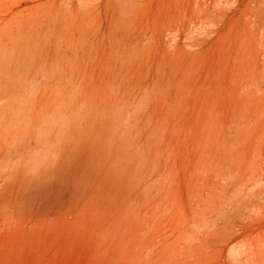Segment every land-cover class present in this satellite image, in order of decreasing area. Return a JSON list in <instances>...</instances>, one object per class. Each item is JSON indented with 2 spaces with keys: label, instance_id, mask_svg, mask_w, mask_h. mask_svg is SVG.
Masks as SVG:
<instances>
[{
  "label": "rangeland",
  "instance_id": "374dc122",
  "mask_svg": "<svg viewBox=\"0 0 264 264\" xmlns=\"http://www.w3.org/2000/svg\"><path fill=\"white\" fill-rule=\"evenodd\" d=\"M0 264H264V0H0Z\"/></svg>",
  "mask_w": 264,
  "mask_h": 264
},
{
  "label": "clouds",
  "instance_id": "9594fccd",
  "mask_svg": "<svg viewBox=\"0 0 264 264\" xmlns=\"http://www.w3.org/2000/svg\"><path fill=\"white\" fill-rule=\"evenodd\" d=\"M45 161L41 158H37V160L35 161V168L34 170H38L39 166L42 165Z\"/></svg>",
  "mask_w": 264,
  "mask_h": 264
},
{
  "label": "bare ground",
  "instance_id": "6f19581e",
  "mask_svg": "<svg viewBox=\"0 0 264 264\" xmlns=\"http://www.w3.org/2000/svg\"><path fill=\"white\" fill-rule=\"evenodd\" d=\"M203 5V4H202ZM204 9V8H203ZM205 10V9H204ZM213 33V32H212ZM196 41V40H195ZM243 44V43H242ZM190 46V45H189ZM231 235V234H230ZM232 255V254H231ZM233 255H236V253H234ZM241 260V259H240ZM237 263V262H236Z\"/></svg>",
  "mask_w": 264,
  "mask_h": 264
}]
</instances>
